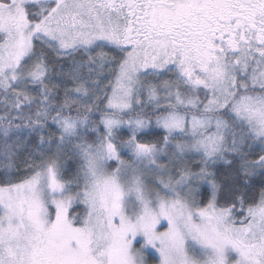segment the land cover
I'll use <instances>...</instances> for the list:
<instances>
[{
	"label": "snow or ice",
	"instance_id": "6c2138e0",
	"mask_svg": "<svg viewBox=\"0 0 264 264\" xmlns=\"http://www.w3.org/2000/svg\"><path fill=\"white\" fill-rule=\"evenodd\" d=\"M0 264H264V0H0Z\"/></svg>",
	"mask_w": 264,
	"mask_h": 264
}]
</instances>
